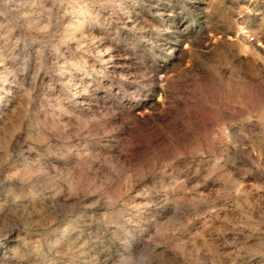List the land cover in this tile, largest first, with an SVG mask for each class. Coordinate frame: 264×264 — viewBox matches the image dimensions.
Masks as SVG:
<instances>
[{
  "label": "rangeland",
  "instance_id": "1",
  "mask_svg": "<svg viewBox=\"0 0 264 264\" xmlns=\"http://www.w3.org/2000/svg\"><path fill=\"white\" fill-rule=\"evenodd\" d=\"M0 264H264V0H0Z\"/></svg>",
  "mask_w": 264,
  "mask_h": 264
}]
</instances>
